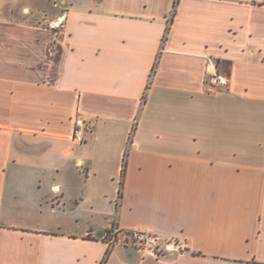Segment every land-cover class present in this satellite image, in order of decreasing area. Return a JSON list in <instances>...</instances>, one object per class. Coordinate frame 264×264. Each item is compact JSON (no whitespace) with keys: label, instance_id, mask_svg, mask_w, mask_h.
Here are the masks:
<instances>
[{"label":"crops","instance_id":"0c3cea01","mask_svg":"<svg viewBox=\"0 0 264 264\" xmlns=\"http://www.w3.org/2000/svg\"><path fill=\"white\" fill-rule=\"evenodd\" d=\"M175 1L0 0V264H264V0Z\"/></svg>","mask_w":264,"mask_h":264},{"label":"built area","instance_id":"2783aa9c","mask_svg":"<svg viewBox=\"0 0 264 264\" xmlns=\"http://www.w3.org/2000/svg\"><path fill=\"white\" fill-rule=\"evenodd\" d=\"M66 25V12H62L58 17L47 21V26L54 29H64ZM206 73L208 88L211 90L225 87L230 82L226 75L218 71L211 59L206 64ZM93 127L91 119L86 117L78 118L72 137L73 140L77 143H82L86 135L93 130ZM105 240L108 244V250L112 249L116 244L127 245L158 259H164L170 255H179L186 250L184 240L180 237L156 232L141 225L133 228H121L118 224H114L106 232Z\"/></svg>","mask_w":264,"mask_h":264},{"label":"trees","instance_id":"16d2710c","mask_svg":"<svg viewBox=\"0 0 264 264\" xmlns=\"http://www.w3.org/2000/svg\"><path fill=\"white\" fill-rule=\"evenodd\" d=\"M176 5H177V0L175 1V5H174V6H176ZM174 14H175V10H174ZM126 168H127V162H126V160H125V161H124V165H123V169H122V177H123V178H124V176H125V174H126ZM123 185H124V181H123V179H121V181H120L119 195H118L119 198L122 197V189H123ZM107 254H108V253H107ZM107 254H106L104 260L101 262V264H104V262L106 261Z\"/></svg>","mask_w":264,"mask_h":264},{"label":"rangeland","instance_id":"374dc122","mask_svg":"<svg viewBox=\"0 0 264 264\" xmlns=\"http://www.w3.org/2000/svg\"><path fill=\"white\" fill-rule=\"evenodd\" d=\"M106 186L109 188V191H113L115 189L116 186H119L117 182H115L114 184H106Z\"/></svg>","mask_w":264,"mask_h":264}]
</instances>
